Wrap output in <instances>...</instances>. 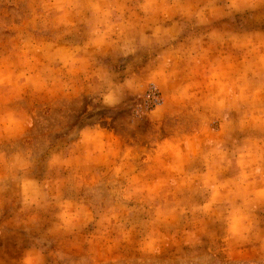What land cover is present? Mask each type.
Here are the masks:
<instances>
[{"label": "clouds", "instance_id": "obj_1", "mask_svg": "<svg viewBox=\"0 0 264 264\" xmlns=\"http://www.w3.org/2000/svg\"><path fill=\"white\" fill-rule=\"evenodd\" d=\"M0 264H264V0H0Z\"/></svg>", "mask_w": 264, "mask_h": 264}]
</instances>
